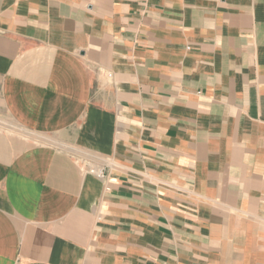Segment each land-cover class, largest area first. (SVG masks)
I'll return each mask as SVG.
<instances>
[{"label": "crops", "instance_id": "obj_1", "mask_svg": "<svg viewBox=\"0 0 264 264\" xmlns=\"http://www.w3.org/2000/svg\"><path fill=\"white\" fill-rule=\"evenodd\" d=\"M0 264H264V0H0Z\"/></svg>", "mask_w": 264, "mask_h": 264}, {"label": "built area", "instance_id": "obj_2", "mask_svg": "<svg viewBox=\"0 0 264 264\" xmlns=\"http://www.w3.org/2000/svg\"><path fill=\"white\" fill-rule=\"evenodd\" d=\"M87 173L90 175H93L99 180H106L107 176L105 174V171L102 167H91L87 169Z\"/></svg>", "mask_w": 264, "mask_h": 264}]
</instances>
